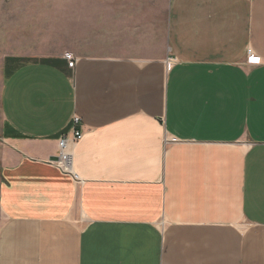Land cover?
<instances>
[{"label": "crops", "instance_id": "1", "mask_svg": "<svg viewBox=\"0 0 264 264\" xmlns=\"http://www.w3.org/2000/svg\"><path fill=\"white\" fill-rule=\"evenodd\" d=\"M13 1L0 264H264V0ZM76 116L83 185L53 164Z\"/></svg>", "mask_w": 264, "mask_h": 264}, {"label": "built area", "instance_id": "2", "mask_svg": "<svg viewBox=\"0 0 264 264\" xmlns=\"http://www.w3.org/2000/svg\"><path fill=\"white\" fill-rule=\"evenodd\" d=\"M251 57V53H249ZM66 58L69 61V67L74 68L75 58L71 55H67ZM252 58V57H251ZM169 64L173 63V57H169ZM81 124V118L76 116L73 120V131L70 135H64L59 141V153L56 161L53 164L61 170L64 174L73 177L74 181L78 185H83L84 181L75 173L74 159L71 151L72 146L78 144L83 139V132L77 129V126Z\"/></svg>", "mask_w": 264, "mask_h": 264}, {"label": "rangeland", "instance_id": "3", "mask_svg": "<svg viewBox=\"0 0 264 264\" xmlns=\"http://www.w3.org/2000/svg\"><path fill=\"white\" fill-rule=\"evenodd\" d=\"M13 2H16V1L14 0ZM48 5L49 4H47V0H37V3L33 4V5L24 4V12L28 13L30 16H31L32 12H34L35 15H39V13L46 10V6H48ZM16 6H21V5L20 4L17 5L16 3L9 4V5H7V9L13 8L15 11V9L17 8ZM22 6H23V4H22ZM30 6H34V8H33L34 11L31 10ZM52 6H53V4H52ZM37 32H38V30H37ZM52 32H53V30H49L47 24L43 25V27L42 26L40 27V29H39L40 36L39 37L37 36L40 39V42H39L40 45L38 47V51L44 50L47 47L54 48L56 45H58V43H57L58 37L53 35ZM25 33H26V35H25V41H26V39L30 38L31 28L30 27L25 28ZM50 43H52V44H50ZM32 54L33 55L37 54V51H35L33 53H26L25 52V56H28V55H30V56H28V57L24 56L22 60L23 61L30 60V59L32 60V58H33ZM1 71H2V68L0 67V83H1Z\"/></svg>", "mask_w": 264, "mask_h": 264}]
</instances>
